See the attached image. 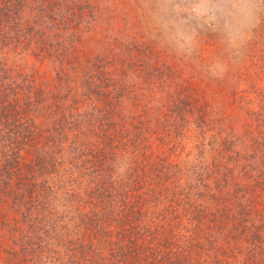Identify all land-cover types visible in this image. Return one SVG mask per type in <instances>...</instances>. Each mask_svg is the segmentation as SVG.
<instances>
[{
  "label": "trees",
  "instance_id": "1",
  "mask_svg": "<svg viewBox=\"0 0 264 264\" xmlns=\"http://www.w3.org/2000/svg\"><path fill=\"white\" fill-rule=\"evenodd\" d=\"M61 2L0 0V264H264V106L221 128L139 36L84 52Z\"/></svg>",
  "mask_w": 264,
  "mask_h": 264
},
{
  "label": "rangeland",
  "instance_id": "2",
  "mask_svg": "<svg viewBox=\"0 0 264 264\" xmlns=\"http://www.w3.org/2000/svg\"><path fill=\"white\" fill-rule=\"evenodd\" d=\"M66 1L55 4L54 13L82 10L74 22L85 30L84 52L139 36L177 74V86L189 88L196 104L211 107L217 125L237 133L251 129V111L264 106V0ZM133 84L132 78L122 84L129 102L147 96L146 86Z\"/></svg>",
  "mask_w": 264,
  "mask_h": 264
}]
</instances>
